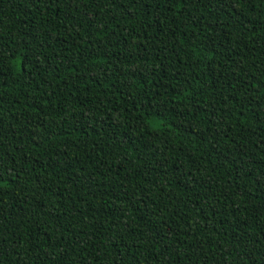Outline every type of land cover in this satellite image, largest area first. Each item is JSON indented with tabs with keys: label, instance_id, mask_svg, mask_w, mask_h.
I'll use <instances>...</instances> for the list:
<instances>
[{
	"label": "trees",
	"instance_id": "trees-1",
	"mask_svg": "<svg viewBox=\"0 0 264 264\" xmlns=\"http://www.w3.org/2000/svg\"><path fill=\"white\" fill-rule=\"evenodd\" d=\"M0 264H264V0H0Z\"/></svg>",
	"mask_w": 264,
	"mask_h": 264
}]
</instances>
